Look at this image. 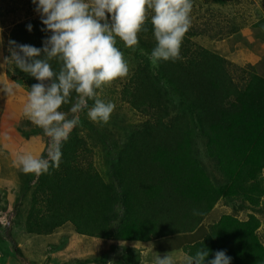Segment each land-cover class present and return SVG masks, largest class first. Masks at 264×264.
I'll use <instances>...</instances> for the list:
<instances>
[{"label":"trees","instance_id":"16d2710c","mask_svg":"<svg viewBox=\"0 0 264 264\" xmlns=\"http://www.w3.org/2000/svg\"><path fill=\"white\" fill-rule=\"evenodd\" d=\"M256 26L264 40V17ZM43 27L41 18L18 23L8 46L14 40L43 47L50 35ZM146 27L147 32L139 33L140 46L150 55L156 41L151 22L146 21ZM198 33L202 31L189 28L180 60L161 61L155 70L139 64L125 84L122 99L147 119L121 147L103 137L109 145L110 181L96 169L88 149L82 148L84 140L75 133L62 145L59 169L30 174L20 195L36 185L29 232L49 233L70 223L77 233L100 239L150 241L194 232L220 200L264 213V75L195 42ZM8 65L7 75L28 92L38 82L14 63ZM52 67L58 70L59 65L53 61ZM196 131L205 138L206 153L220 175L216 179L194 156ZM48 142L47 137L41 155L46 156ZM118 207L125 216L114 226ZM261 221L253 212L246 218L221 214L202 239L185 240L182 251L194 254L204 246L210 250L207 259L224 250L231 264H264Z\"/></svg>","mask_w":264,"mask_h":264},{"label":"rangeland","instance_id":"374dc122","mask_svg":"<svg viewBox=\"0 0 264 264\" xmlns=\"http://www.w3.org/2000/svg\"><path fill=\"white\" fill-rule=\"evenodd\" d=\"M192 2L190 28L202 31L194 36V41L241 67L252 65L259 74L264 75V40L256 26V22L264 17V0ZM35 7L32 0H0V264H80L76 260H85L86 264H138V260L142 262L139 264H152L155 256H164L168 252L177 264H183L182 257L186 253L181 246L185 240L193 242L202 239L210 224L224 213H233L241 218H246L249 212L258 215L262 220L258 233L264 242V213L251 208L236 209L225 200L216 204L208 218L194 232L150 240L152 246L146 251L143 247L134 250L129 245L131 240L100 239L79 234L70 223L49 233L29 232L28 213L36 185H31L21 197L30 174H23L13 166L12 161L25 152L41 155L47 137L24 117L23 106L28 91L7 75L9 65L5 58L10 56L7 42L13 27L31 19H40ZM151 14L149 11V22ZM138 39V47L132 50L117 38L116 47L122 51L129 72L100 93L102 99L115 105L108 124L99 126L93 123L88 119L85 109L79 114L81 123L71 132V135L75 133L84 140L82 148L88 149L89 159L106 180L110 179V156L109 145L103 142V137L108 143L115 142L113 146L121 147L137 126L147 119L146 115L125 102L121 95L139 64H148L151 69H156L140 46L139 34ZM9 88L12 89L11 93L7 92ZM92 103L89 101V106ZM68 109L62 111L67 112ZM193 139L194 156L212 179H216L220 175L206 153L204 136L196 131ZM116 214L118 217L114 226L119 225L125 216L121 207H118ZM8 234L16 243L11 242ZM136 254L141 257L138 259Z\"/></svg>","mask_w":264,"mask_h":264},{"label":"clouds","instance_id":"9594fccd","mask_svg":"<svg viewBox=\"0 0 264 264\" xmlns=\"http://www.w3.org/2000/svg\"><path fill=\"white\" fill-rule=\"evenodd\" d=\"M44 25L41 31L50 33L43 47L9 41L10 56L6 62L34 77L38 82L30 87L23 115L48 137L46 156L32 152L19 154L12 161L23 174L42 175L59 169L62 145L80 123V113L87 109L93 123L108 124L115 105L105 101L100 93L128 75L129 68L117 38L126 48L135 50L138 34L147 32L148 13L156 41L148 59L157 65L161 61L180 60L185 34L191 26L192 0H32ZM110 14V21H109ZM33 26L27 25L28 31ZM59 65L54 70L52 62ZM8 93L12 89H7ZM89 101H93L89 106ZM64 105H70L67 112ZM71 113V117H69ZM264 178V170L261 171ZM264 204V196L260 197ZM194 214H198L194 211ZM146 242V241H144ZM210 250L201 247L194 254H185L183 264H231L224 250L207 259ZM152 264H177L168 252L157 255Z\"/></svg>","mask_w":264,"mask_h":264},{"label":"crops","instance_id":"0c3cea01","mask_svg":"<svg viewBox=\"0 0 264 264\" xmlns=\"http://www.w3.org/2000/svg\"><path fill=\"white\" fill-rule=\"evenodd\" d=\"M131 246H133L134 250H139L140 247L145 248V251L148 249V247L152 246V243L150 241H139V240H131L129 241ZM143 251V250H142Z\"/></svg>","mask_w":264,"mask_h":264}]
</instances>
